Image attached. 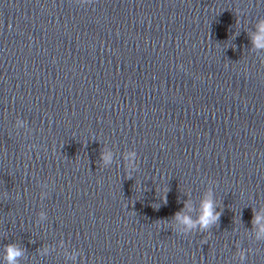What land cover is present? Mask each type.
<instances>
[{"label":"water","instance_id":"obj_1","mask_svg":"<svg viewBox=\"0 0 264 264\" xmlns=\"http://www.w3.org/2000/svg\"><path fill=\"white\" fill-rule=\"evenodd\" d=\"M261 18L264 0H0V247L20 264H264ZM209 189L217 222L174 230Z\"/></svg>","mask_w":264,"mask_h":264},{"label":"clouds","instance_id":"obj_2","mask_svg":"<svg viewBox=\"0 0 264 264\" xmlns=\"http://www.w3.org/2000/svg\"><path fill=\"white\" fill-rule=\"evenodd\" d=\"M251 44L254 50H264V18L256 22L255 30L250 34ZM16 125L20 127L26 126V122L17 118ZM136 157L134 150H129L125 153L124 158L128 161L129 167H132V161ZM101 159L105 165L112 161V153L104 151L101 153ZM217 201H214L211 190H207L201 196L199 207L195 216L191 215V205L185 204V210H178L174 213V230L178 233L188 234L192 230H207L211 225L215 224L219 219L220 213L216 210ZM41 217L43 213H40ZM253 224L256 225L255 238L257 240L264 239V215L254 213ZM47 251V248L42 249ZM76 253H73L74 257ZM238 256L241 261L245 259V253L240 250ZM24 255V250L16 243H6L0 247V264H20V258Z\"/></svg>","mask_w":264,"mask_h":264}]
</instances>
